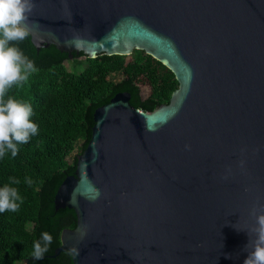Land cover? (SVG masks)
Instances as JSON below:
<instances>
[{
	"label": "water",
	"instance_id": "water-1",
	"mask_svg": "<svg viewBox=\"0 0 264 264\" xmlns=\"http://www.w3.org/2000/svg\"><path fill=\"white\" fill-rule=\"evenodd\" d=\"M0 13L36 51L139 50L178 83L151 112L127 92L94 111L53 197L76 226L41 257L264 264V0H1Z\"/></svg>",
	"mask_w": 264,
	"mask_h": 264
},
{
	"label": "trees",
	"instance_id": "trees-1",
	"mask_svg": "<svg viewBox=\"0 0 264 264\" xmlns=\"http://www.w3.org/2000/svg\"><path fill=\"white\" fill-rule=\"evenodd\" d=\"M132 55L125 69L124 56L73 52L69 58L52 45L36 51L0 13V264H72L65 251L41 257L53 254L62 230L76 226L73 210L53 208L57 187L75 172L78 154L66 157L85 151L94 111L117 93H129L131 106L151 112L178 87L161 63L143 51ZM66 60L85 66L73 72ZM115 74L124 77L114 81ZM139 77L150 87L146 98L133 82Z\"/></svg>",
	"mask_w": 264,
	"mask_h": 264
},
{
	"label": "rangeland",
	"instance_id": "rangeland-1",
	"mask_svg": "<svg viewBox=\"0 0 264 264\" xmlns=\"http://www.w3.org/2000/svg\"><path fill=\"white\" fill-rule=\"evenodd\" d=\"M132 57L133 55H129V56H125V59H124V67L125 69L128 68V66H130V63L132 61ZM82 59H85L84 57H81ZM63 64L66 65L67 69L70 70V71H79V70H82L85 66V63H73L71 60H66L65 62H63ZM124 76H122V74H115V76H112L111 78L114 80V81H120L123 79ZM137 87L139 88L140 90V94H141V97L142 98H146L149 93H150V87L149 85L147 84V82L145 81L144 78L142 77H139V78H136L134 81H133ZM79 144H77L78 146ZM76 146V147H77ZM79 154L78 153V149L76 148L75 151L71 154V155H68L66 157L67 161H72L73 157L75 155Z\"/></svg>",
	"mask_w": 264,
	"mask_h": 264
}]
</instances>
